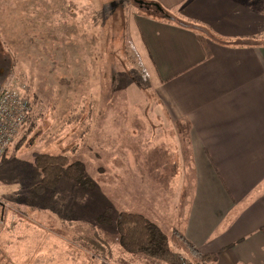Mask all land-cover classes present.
<instances>
[{
	"label": "crops",
	"instance_id": "0c3cea01",
	"mask_svg": "<svg viewBox=\"0 0 264 264\" xmlns=\"http://www.w3.org/2000/svg\"><path fill=\"white\" fill-rule=\"evenodd\" d=\"M52 1L54 9L49 7ZM52 1L38 0L36 20L32 19L37 25L29 30L45 37L48 13L59 22L57 32L70 37L71 33L63 34V22L69 28L76 22L71 8L75 13L78 0H66L67 14L61 0ZM141 1L156 3L173 19L196 27H185L152 9L125 10L127 34L150 75L156 105L151 117L158 125L151 128L170 129L176 137L175 144L165 145L166 150L174 151V157L167 154L161 163L167 167L169 181L182 174L181 189L154 212L168 216L169 229L178 231L202 255L216 256L214 264H264V0ZM26 3L29 15L34 1ZM91 6L86 0V7ZM130 113L88 111L87 138L101 135L98 143L88 141L97 147L113 122L111 118L121 119L118 127L125 132ZM124 114L128 116L123 120ZM155 146L158 150L159 144ZM22 188L14 189L11 196L21 198L23 205L28 202L18 208L29 212L33 210L28 200L31 193L24 192L31 187ZM0 210L2 219H21L12 223L0 220V246L3 241L6 248L0 252L13 264L14 259H22L21 264H60L61 253L73 264H117L103 257L106 248L92 257L84 250L77 254L75 249L64 248L61 243L74 242L58 234L61 232L56 230H63L64 225L52 217L48 220L57 223L49 222L53 238L48 240L46 225L27 222L6 206L0 205ZM158 227L163 230L160 224ZM31 237L38 247L55 242L53 254L28 247L25 240Z\"/></svg>",
	"mask_w": 264,
	"mask_h": 264
},
{
	"label": "rangeland",
	"instance_id": "374dc122",
	"mask_svg": "<svg viewBox=\"0 0 264 264\" xmlns=\"http://www.w3.org/2000/svg\"><path fill=\"white\" fill-rule=\"evenodd\" d=\"M24 1L0 0V93L26 86L33 105L32 116L0 166V205L27 222L46 225L48 240L53 238L49 235V222L57 223L48 218L61 222L63 230L56 231L62 237L67 235V240L71 238L74 245L61 244L68 250L75 249L77 254V250H84L92 257L106 248L103 257L117 264H165L126 252L119 244L116 227H102L98 222L105 210L112 209L113 219L122 212L141 214L156 226L160 224L168 238L174 233L167 226L168 216L154 210L164 208V200L179 191L183 183L180 172L177 180L169 181L167 167L161 163L167 154L174 157V151L170 147L166 150L165 145L175 144L176 137L170 129L151 128L158 125L157 119L151 117L156 105L152 101L150 75L127 34L125 10L140 8L133 0H87L92 4L90 9L86 0H78L75 13L71 8L76 22L69 24L71 28L63 22V34L71 33L70 37L57 32L59 22L48 13L45 37H37L29 27L37 25L32 19L36 20L38 0H30L34 5L29 10L35 16L27 15ZM41 1L48 4L52 0ZM60 3L67 14V1ZM29 34L33 36L28 37ZM101 109L131 112L132 117L126 119L130 123L125 132L118 127L121 119L111 118L110 128L105 129L102 142L96 147L88 140L98 143L101 135L94 133L87 138L86 113ZM127 116L124 114L122 119ZM96 119L100 121L99 117ZM36 154L63 156L69 163H82L94 188L84 190L63 179L56 187L38 194L35 187L41 174L34 165ZM124 159L128 161L122 162ZM26 186L31 187V191L24 192L31 193L28 200L33 210L29 212L18 208L28 202L23 205L21 198L11 196L14 189ZM32 190L37 194H32ZM0 220L12 223L21 219L0 216ZM1 243L0 251L4 253L6 248ZM25 243L41 254H53L55 242L38 247L31 237ZM172 248L180 252L174 245ZM1 252L0 264H13ZM61 254L60 264H73L66 261L67 254ZM21 260L14 262L21 264Z\"/></svg>",
	"mask_w": 264,
	"mask_h": 264
},
{
	"label": "trees",
	"instance_id": "16d2710c",
	"mask_svg": "<svg viewBox=\"0 0 264 264\" xmlns=\"http://www.w3.org/2000/svg\"><path fill=\"white\" fill-rule=\"evenodd\" d=\"M152 11L156 12L154 8ZM175 20L185 27L196 29L191 24L173 19ZM198 40L202 43L203 39L199 37ZM202 45L204 46V43ZM34 165L41 174V181L35 187L38 194L56 187L63 179L84 190L94 188V182L86 176L82 163H69L63 156L36 154ZM111 214L112 209L105 210L99 216L98 222L102 227L115 226L119 244L130 254L144 256L165 264H214L216 262V256L202 255L178 231H174L168 238L158 226L141 214L122 212L116 219H113ZM172 245L180 252L174 250Z\"/></svg>",
	"mask_w": 264,
	"mask_h": 264
},
{
	"label": "built area",
	"instance_id": "2783aa9c",
	"mask_svg": "<svg viewBox=\"0 0 264 264\" xmlns=\"http://www.w3.org/2000/svg\"><path fill=\"white\" fill-rule=\"evenodd\" d=\"M33 114L26 86L7 88L0 93V165L21 129Z\"/></svg>",
	"mask_w": 264,
	"mask_h": 264
},
{
	"label": "water",
	"instance_id": "95a60500",
	"mask_svg": "<svg viewBox=\"0 0 264 264\" xmlns=\"http://www.w3.org/2000/svg\"><path fill=\"white\" fill-rule=\"evenodd\" d=\"M134 3L137 4L140 9L151 10L152 8H154L159 14L163 15L165 18L173 20V17L168 15L164 11V9H162L161 6L156 4V3H147V2H144V1H141V0H134Z\"/></svg>",
	"mask_w": 264,
	"mask_h": 264
}]
</instances>
